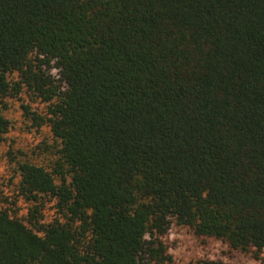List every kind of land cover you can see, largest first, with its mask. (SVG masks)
<instances>
[{
	"label": "trees",
	"instance_id": "obj_1",
	"mask_svg": "<svg viewBox=\"0 0 264 264\" xmlns=\"http://www.w3.org/2000/svg\"><path fill=\"white\" fill-rule=\"evenodd\" d=\"M25 87L60 157L22 181L61 214L0 208V264H182L174 225L262 257L264 0H0V139Z\"/></svg>",
	"mask_w": 264,
	"mask_h": 264
},
{
	"label": "rangeland",
	"instance_id": "obj_2",
	"mask_svg": "<svg viewBox=\"0 0 264 264\" xmlns=\"http://www.w3.org/2000/svg\"><path fill=\"white\" fill-rule=\"evenodd\" d=\"M4 102L1 111L10 120V128L0 139V208L18 210L23 218L32 208L37 216L51 220L61 214L56 199L50 193L31 192L22 181L26 164L43 165L53 172L58 168L60 141L48 121V103L27 87L17 97H6ZM55 177L60 182V175L55 173ZM167 240L177 263L195 264L211 257L229 264H264V254L260 259L240 251L230 254L226 244L212 239L203 241L189 226H172Z\"/></svg>",
	"mask_w": 264,
	"mask_h": 264
}]
</instances>
